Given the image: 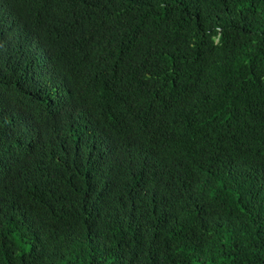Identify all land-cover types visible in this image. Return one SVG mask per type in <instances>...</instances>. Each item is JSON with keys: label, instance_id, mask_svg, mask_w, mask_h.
I'll return each instance as SVG.
<instances>
[{"label": "trees", "instance_id": "trees-1", "mask_svg": "<svg viewBox=\"0 0 264 264\" xmlns=\"http://www.w3.org/2000/svg\"><path fill=\"white\" fill-rule=\"evenodd\" d=\"M0 264H264V0H0Z\"/></svg>", "mask_w": 264, "mask_h": 264}]
</instances>
